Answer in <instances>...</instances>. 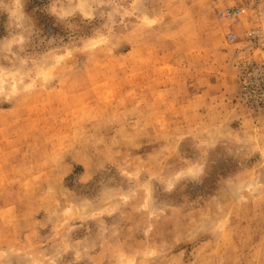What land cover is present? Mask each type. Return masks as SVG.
I'll return each instance as SVG.
<instances>
[{"label": "rangeland", "instance_id": "obj_1", "mask_svg": "<svg viewBox=\"0 0 264 264\" xmlns=\"http://www.w3.org/2000/svg\"><path fill=\"white\" fill-rule=\"evenodd\" d=\"M250 67L264 0H0V264H264Z\"/></svg>", "mask_w": 264, "mask_h": 264}, {"label": "built area", "instance_id": "obj_2", "mask_svg": "<svg viewBox=\"0 0 264 264\" xmlns=\"http://www.w3.org/2000/svg\"><path fill=\"white\" fill-rule=\"evenodd\" d=\"M244 12L243 9H240V8H228L226 9L225 11L221 12L220 16L222 18H226V19H232V18H235L239 15H241L242 13ZM249 37H255L257 36V34H254L253 33H249L248 34ZM229 41H233L235 39V36L234 35H229ZM257 67H250L248 68L247 70V74L248 76L250 77L251 75H253V81L256 82V85L260 86L258 88V92H261L263 95L262 97L258 100V102H256L257 104H260L261 107L264 106V79H263V82L262 84L260 85L259 84V77L264 73L263 71L262 72H259Z\"/></svg>", "mask_w": 264, "mask_h": 264}]
</instances>
